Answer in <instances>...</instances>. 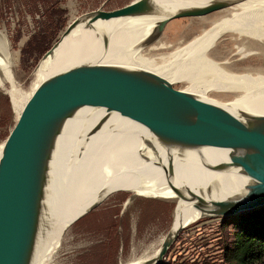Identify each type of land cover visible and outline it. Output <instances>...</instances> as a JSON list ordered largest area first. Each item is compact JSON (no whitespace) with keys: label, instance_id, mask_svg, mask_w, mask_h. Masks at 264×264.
Segmentation results:
<instances>
[{"label":"bare ground","instance_id":"6f19581e","mask_svg":"<svg viewBox=\"0 0 264 264\" xmlns=\"http://www.w3.org/2000/svg\"><path fill=\"white\" fill-rule=\"evenodd\" d=\"M210 1L214 0H151L152 8L144 13L96 20L92 25L84 24L86 16L73 18L75 23L70 22L44 55L36 69V82L49 72L76 63H118L150 70L170 82L185 77L189 85L184 89L208 100L224 99L210 98L204 95L207 91L230 92L234 95H228L229 100L235 102L228 105L243 112L264 114V68L246 67L240 72L232 69L236 55L239 59L251 54L264 55V0H229L232 3L218 10L223 13L199 34L171 44L161 40L156 25L164 15L174 11L182 15L191 9H202ZM226 35L234 41L247 40L248 46L236 44L234 55L214 61L216 44ZM167 45L173 47H170L171 55L177 56L174 73V67L166 68L160 58L147 57L150 51ZM9 65L8 44L0 37V73L7 79L11 78ZM199 67L211 77L197 76ZM26 97L27 94L19 103L12 100L16 114ZM57 141L43 239L31 264H50L65 228L106 191L111 194L128 191L132 195L175 200L169 236L176 228L197 220L201 213L192 201L179 199L168 186L170 164L173 170L170 181L173 178L174 185L181 184L183 191L189 188L207 201L238 198L248 184V179L236 171L209 169L210 164L192 157L194 152L167 148L139 122L133 111H109V104L92 98L64 119ZM206 154L214 161L222 158L220 153ZM163 237L148 252L118 264H154Z\"/></svg>","mask_w":264,"mask_h":264},{"label":"water","instance_id":"95a60500","mask_svg":"<svg viewBox=\"0 0 264 264\" xmlns=\"http://www.w3.org/2000/svg\"><path fill=\"white\" fill-rule=\"evenodd\" d=\"M231 3L214 0L182 15L171 12L158 20L156 29L160 32L172 18L204 16ZM151 8V0H131L110 10L99 6L82 16H86L85 25H92L96 20L139 15ZM69 25L67 22L65 27ZM90 98L109 104V111H133L167 148L194 152L192 157L210 164L209 169L236 171L248 179L240 197L207 201L189 188L183 191L181 184L174 185L173 178L170 181L173 170L169 161L168 186L179 199L192 201L201 216L225 218L264 205V114L202 98L147 69L76 63L45 74L33 85L1 142L0 264H31L35 258L43 239L57 137L64 119ZM206 153H220L222 158L214 161ZM110 194L104 192L72 221ZM180 229L164 235L154 264H162L161 258Z\"/></svg>","mask_w":264,"mask_h":264},{"label":"rangeland","instance_id":"374dc122","mask_svg":"<svg viewBox=\"0 0 264 264\" xmlns=\"http://www.w3.org/2000/svg\"><path fill=\"white\" fill-rule=\"evenodd\" d=\"M129 1L131 0H59L55 7L64 9L61 16L64 23L55 32V37L50 41L46 50H50L59 40L66 29L65 25L67 22H72L73 18L76 19L83 13L99 6L104 10H110ZM49 3L33 4L32 2L31 4L30 0H25L23 3L21 0H12V2L9 1L7 7H0V11L3 10V14L5 12V15L0 16V37L4 38L8 44L11 73L10 79L0 73V144L17 115L12 100L19 103L23 100L24 95L29 94L37 79L36 69L45 58L43 54L46 50L36 57V51L31 50L33 47L28 41L34 33L38 32L41 24L45 26L46 16L42 13ZM25 13L28 15L27 20H24ZM221 13L223 10L214 11L202 17L178 16L172 18L165 23L160 31L161 40L168 44L180 39L188 40L207 28L210 22L216 20ZM56 19L57 17L54 16V20ZM22 20L24 21L21 22ZM10 21L13 24L9 26L8 22ZM40 36L42 35L35 38L34 43L37 44L40 41L45 43L47 35L45 34L44 39ZM33 41L34 39L31 42ZM246 42L247 40L234 41L230 40V36H223L219 39V45L216 44L214 61L223 59V56L234 55L236 51L234 46L236 44L245 46ZM170 47L173 48L171 45L158 47L154 51H150L147 57L150 59L160 58L168 66L166 68H175V70L172 69L174 73L177 56L174 58L171 55ZM249 49L251 48L249 47ZM216 53L218 54L216 55ZM234 59L236 62L232 69L235 71L246 67L247 69L261 66L264 68V55L251 54L240 59L236 55ZM171 60H174L172 61L173 65L170 63ZM196 73L203 79L211 77V74H208L209 72L203 70L202 67L197 68ZM177 80H173L175 87L185 88L186 85H189L188 79L185 77L183 80L182 78H177ZM205 93L204 95L210 98L224 99L214 102L226 104L235 102V100H229V97L234 95L230 92L222 91L219 94L215 90H211ZM175 202L173 199L132 195L128 191L112 193L65 228L58 246L54 248L50 264H118L121 261L137 257L143 252H148L157 246L159 238L168 232L172 222V213L176 206ZM222 219L223 217L220 216L203 215L181 228L160 262L162 264H178V262L223 264V244L229 241L228 235L232 229L227 225L222 226L224 221Z\"/></svg>","mask_w":264,"mask_h":264},{"label":"trees","instance_id":"16d2710c","mask_svg":"<svg viewBox=\"0 0 264 264\" xmlns=\"http://www.w3.org/2000/svg\"><path fill=\"white\" fill-rule=\"evenodd\" d=\"M9 1L0 0V7H7ZM22 3L24 0H21ZM31 4L49 3L46 10L42 13L46 16L45 26L41 24V28L31 36L28 43H31L33 49L36 51L38 57L54 39V34L64 23L61 18L64 9L55 7L59 0H30ZM5 2V3H4ZM3 3V5H2ZM7 4V5H6ZM0 11V16L5 15ZM41 14V15H42ZM54 16L57 17L54 20ZM57 21V22H55ZM45 34L47 38L45 43L35 42V38L39 35L44 39ZM34 39L33 42H31ZM35 61V60H34ZM224 220V221H223ZM222 226H230L231 232L228 235L229 241L224 242L222 248V262L223 264H264V206L252 209L237 215L225 217L222 219ZM172 264V263H169ZM178 264H192L188 262H178Z\"/></svg>","mask_w":264,"mask_h":264},{"label":"crops","instance_id":"0c3cea01","mask_svg":"<svg viewBox=\"0 0 264 264\" xmlns=\"http://www.w3.org/2000/svg\"><path fill=\"white\" fill-rule=\"evenodd\" d=\"M25 1V0H24ZM26 5V4H25ZM20 6H22L21 4H20ZM2 8H4V7H2ZM27 17H28V15H26V13H25V16H24V20H27ZM24 20H22L21 22H23ZM21 22H18L19 24L21 23ZM13 22L12 21H10V22H8V25L10 26V24H12Z\"/></svg>","mask_w":264,"mask_h":264},{"label":"flooded vegetation","instance_id":"af4514ba","mask_svg":"<svg viewBox=\"0 0 264 264\" xmlns=\"http://www.w3.org/2000/svg\"><path fill=\"white\" fill-rule=\"evenodd\" d=\"M13 24V23H12Z\"/></svg>","mask_w":264,"mask_h":264}]
</instances>
